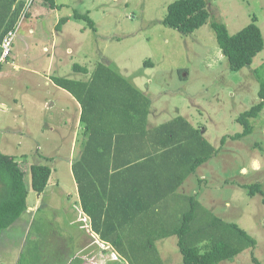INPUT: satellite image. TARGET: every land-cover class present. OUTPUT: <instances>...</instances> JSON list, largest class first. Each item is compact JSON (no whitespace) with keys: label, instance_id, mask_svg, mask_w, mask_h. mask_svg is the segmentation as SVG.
Here are the masks:
<instances>
[{"label":"rangeland","instance_id":"obj_1","mask_svg":"<svg viewBox=\"0 0 264 264\" xmlns=\"http://www.w3.org/2000/svg\"><path fill=\"white\" fill-rule=\"evenodd\" d=\"M32 1L33 7L31 0H24L29 8L25 6L19 15L10 60L17 61L21 55L15 49H25L32 38L31 48H38L35 54L42 62L31 80L35 84H24V71L11 66L7 84L19 78L21 85L14 91L7 86L5 91L8 97L17 94L22 99H12V103L19 101L16 107L0 114V151L15 156L26 172L28 206L37 197L40 204L2 231L0 264H78L87 257L98 264H129L112 245L95 233L92 236L90 221L82 212L72 174L85 137L78 106L64 99L51 108L43 107L56 77L86 80L90 74L76 71L74 65L93 71L100 62L149 95L151 124L184 116L220 148L187 178L179 193L195 195L215 215L239 223L256 238L255 248L219 264H257L254 256L264 264V110L252 121L253 133L237 140L231 137L243 130L237 117L259 101L260 83L254 70L264 63V50L250 67L233 71L211 26L214 20L223 21L234 34L256 16L264 35V0H207L211 17L190 34L163 23L168 5L175 0H57L63 5L57 9L43 0ZM76 11L90 13L96 28L74 18ZM26 12L31 21L23 20ZM69 16L71 21L59 32L60 18ZM28 24L43 32L42 40L29 37L26 41ZM36 39L40 40L37 48ZM225 135L229 137L224 141ZM33 164H48L54 171L40 196L31 187ZM256 182L261 183L263 193L252 197L243 185ZM177 241L176 236L158 241L165 264L183 262Z\"/></svg>","mask_w":264,"mask_h":264},{"label":"trees","instance_id":"obj_2","mask_svg":"<svg viewBox=\"0 0 264 264\" xmlns=\"http://www.w3.org/2000/svg\"><path fill=\"white\" fill-rule=\"evenodd\" d=\"M43 1L52 9L63 6L57 0ZM25 6L24 0H0L1 41L18 27ZM30 16L26 12L25 17ZM210 17L207 0H175L168 5L163 23L190 34ZM71 18L61 17L56 29L61 31ZM74 18L96 28L90 13L76 11ZM257 20L254 16L234 34L225 22H211L233 71L250 67L264 50ZM74 69L90 77H56L55 82L68 90L82 109L85 137L80 156L73 163V176L82 210L91 221L92 236L98 234L129 264H165L157 243L171 236L178 239L181 264H219L256 247V238L239 223L215 215L195 195L179 193L187 178L220 151L201 127L181 115L151 124L149 95L109 64L100 62L90 71L76 63ZM254 73L260 83L259 101L237 117L243 130L231 135L235 140L253 133L252 121L264 110V63ZM15 159L0 151V236L29 207L27 174ZM52 173L48 164L31 165L32 189L44 192ZM243 186L252 197L263 193L260 182ZM90 258L78 264H98ZM253 260L261 264L257 257Z\"/></svg>","mask_w":264,"mask_h":264},{"label":"crops","instance_id":"obj_3","mask_svg":"<svg viewBox=\"0 0 264 264\" xmlns=\"http://www.w3.org/2000/svg\"><path fill=\"white\" fill-rule=\"evenodd\" d=\"M35 5V3L34 2H32V7ZM27 6V5H26ZM31 7V8H32ZM27 8H29V6H27ZM29 12H32L31 11V9H30V11ZM31 15V14H30ZM40 16H42V15H39L38 17V19L39 20H41L42 19V17L40 18ZM28 20L27 19V17H25L23 20ZM31 19V16L29 17V20ZM45 19L46 18H44L43 19V21H45ZM31 21V20H30ZM30 21H27L28 23H30ZM71 20H69L65 25H64V27H63V29L61 30V31H64V28L66 27V25L70 22ZM28 26H29V29H28V31H26V33H25V38H26V41H27V39L29 38V37H35V38H38V39H40V40H42V38H43V32L42 31H38L36 28H32V26H31V24H28ZM2 28V27H1ZM40 28V27H39ZM18 29H20V24H19V28ZM33 29H36V30H33ZM1 31H2V29L0 30V34H1ZM21 31V29L19 30V32ZM18 32V31H17ZM60 32V31H59ZM24 38V39H25ZM30 39V41H27L26 43V45H25V49H24V47L22 48V49H20V50H17V49H15L16 50V55H18V53H19V55H21V57H19L18 58V60L17 61H14V60H10V58H9V60L7 61V62H4L3 64H7V67H5V68H3L2 66L3 65H1L0 66V114H5V113H9L10 112V110L12 109V107L13 106H15L16 107V105L15 104H17V103H19V101L18 102H15V103H12V102H10L12 99H19V100H21L22 99V97L21 96H19V95H17V94H13L12 96H10V97H8L7 96V91H5V89L7 88V86H8V88H10V90L11 91H14L13 89L16 87V85L17 84H20L19 83V81H20V79L18 78V82L17 83H9V84H7V79H8V77H9V75H10V72H11V66H12V68H14L15 70H17V71H20V70H22V71H24V78L22 79L23 80V83L24 84H35V82H31V80H32V78H36V75L38 74L37 72V70L40 68V65H41V62L42 61H40V63H38V58L36 57V54H35V52H36V50H38V45L40 44V42H38V41H40V40H38V39H36V48L37 49H34V48H31V45H30V43L32 44V42H33V40H32V38H29ZM1 41V40H0ZM14 48V47H13ZM46 49V47H44V50ZM13 53H14V51H12ZM18 55V56H19ZM25 58L24 59V61H23V58ZM10 67V68H9ZM9 68V69H8ZM13 76V75H12ZM14 77H16L17 78V76H14ZM62 77V76H61ZM29 80V81H28ZM53 84H54V88H52L51 90H52V92L50 93V96L48 97V98H46V101H45V103L43 104V107L44 108H51L53 105H57L58 104V102L59 101H62V100H64V99H71V100H73L74 101V103H75V105L76 106H78L77 108H78V110H79V115H81V111H82V109H81V105H80V103L76 100V98L68 91V90H66V89H64V88H62L61 86H59L57 83H54L53 82ZM21 85V84H20ZM53 91L54 92H56L57 94H54L53 93ZM18 97V98H17ZM51 100V102H49ZM23 106V104L21 105V107ZM64 107H65V105H63ZM150 123H151V121H150ZM1 129V128H0ZM54 172V171H53ZM73 174V173H72ZM75 179V178H74ZM76 189H77V193L79 194V192H78V185L76 184ZM41 195V193H39V196ZM40 204V197H37V199L35 200V202L32 204V206H29L28 207V210H27V212H26V214L27 213H31V212H35L36 210H37V207H38V205ZM39 210V209H38ZM83 212V211H82ZM84 213V212H83ZM85 218H86V216H84ZM87 219V218H86ZM20 220V219H19ZM19 220H17V221H19ZM89 221V220H88ZM91 222V221H90ZM89 223V222H88ZM89 229L91 230L92 229V227H91V223H90V227H89ZM96 235H98V234H96ZM99 236V235H98Z\"/></svg>","mask_w":264,"mask_h":264},{"label":"built area","instance_id":"obj_4","mask_svg":"<svg viewBox=\"0 0 264 264\" xmlns=\"http://www.w3.org/2000/svg\"><path fill=\"white\" fill-rule=\"evenodd\" d=\"M31 2H33L31 0ZM27 6L29 4L27 3ZM17 32L15 30L9 31V33L4 37L0 43L1 53H0V62H6L13 51L14 41L16 38Z\"/></svg>","mask_w":264,"mask_h":264}]
</instances>
